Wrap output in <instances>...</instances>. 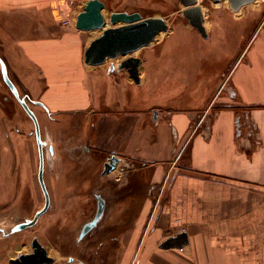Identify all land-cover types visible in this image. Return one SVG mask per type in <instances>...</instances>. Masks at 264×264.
Returning a JSON list of instances; mask_svg holds the SVG:
<instances>
[{
    "label": "crops",
    "instance_id": "obj_1",
    "mask_svg": "<svg viewBox=\"0 0 264 264\" xmlns=\"http://www.w3.org/2000/svg\"><path fill=\"white\" fill-rule=\"evenodd\" d=\"M87 1L0 0V14L18 20L12 44L22 55L15 57L6 43L3 50L36 98L58 116L75 120L82 114L96 128L88 138L93 146L106 152L105 159L121 158L110 173L126 191L105 199L109 220L118 226L116 264H264V17L219 87L225 94L213 117H207L210 107L197 117L154 102L148 120L140 114L128 124L108 107L129 102L119 85L164 91L172 72L150 85L146 63L140 83L121 71L116 87L97 90L92 74L112 73L85 62L87 46L100 34L76 28ZM178 61L185 67L184 58ZM138 161L141 166L131 167ZM131 168L148 175L142 188L126 187ZM184 231L189 243L162 246Z\"/></svg>",
    "mask_w": 264,
    "mask_h": 264
},
{
    "label": "rangeland",
    "instance_id": "obj_2",
    "mask_svg": "<svg viewBox=\"0 0 264 264\" xmlns=\"http://www.w3.org/2000/svg\"><path fill=\"white\" fill-rule=\"evenodd\" d=\"M199 3L205 11L210 36L207 39L184 16L180 0H107L104 13L108 21L112 12L127 11V8L141 12L144 17L166 18L170 26L166 34L163 32L160 39L134 55L142 58L143 73L147 63L150 85L161 80L163 74L172 72L171 85L166 82L164 91L151 92L148 84L139 88L137 84L123 82L119 86L123 87L124 100L127 98L129 102L125 101L116 110L115 105L108 106L110 115L131 124L141 114L142 121L150 118L147 107L154 102H164L168 110H191L197 117L209 107L207 117L210 118L219 110L221 103L218 100L225 94H219V87L242 55L245 40L256 31L264 17V0H256L237 12L231 9L228 0L219 4L213 0H199ZM16 23L18 20L14 17L0 14V55L19 85L21 96L30 98L29 104L38 115L43 139L55 147V154L45 147V180L51 196L50 208L34 226L19 230L18 224L32 219L44 206L45 196L38 177L40 159L35 124L9 89L0 63V264H12L11 259L32 253L34 238H38L55 258L51 264H116L119 259L115 238L118 226L109 220L111 206L108 202L103 218L94 229L87 235L83 234V229L97 216L99 195L109 201L118 194L117 191L122 193L121 190L126 191V188L119 189L120 183L112 173L102 175L106 152L99 151L88 139L96 128L85 123L82 114L75 121L68 116H58L47 106L44 109L35 104L33 100L39 99L25 81L11 71L3 43L14 50L15 57H21L12 44ZM93 32L95 35L101 33L100 30ZM7 57L12 58L9 50ZM125 57L110 58L102 65H87L92 70L107 69L112 73L92 74L97 90L104 91L107 85L116 87L121 76L118 72L129 74L126 69H119ZM180 58L185 59V67L179 66ZM25 64L23 60V66ZM132 93L139 100L138 107L131 103ZM217 95L216 104L212 106ZM130 164L131 167L132 164L142 165L139 161ZM128 175H134L129 185L126 184L128 189L142 188L148 180V175L136 168H131ZM73 257L75 261L71 262Z\"/></svg>",
    "mask_w": 264,
    "mask_h": 264
},
{
    "label": "water",
    "instance_id": "obj_3",
    "mask_svg": "<svg viewBox=\"0 0 264 264\" xmlns=\"http://www.w3.org/2000/svg\"><path fill=\"white\" fill-rule=\"evenodd\" d=\"M183 4V14L189 23L196 28L204 37H209V32L205 23V11L199 0H180ZM215 3L222 0H213ZM230 7L234 12L239 11L243 6L249 5L256 0H228ZM106 3L104 0H88L84 9L76 16V28L83 31L100 30L101 33L95 37L85 50V62L88 65L97 66L104 64L110 58H123L119 69H126L131 78L136 83L141 82V62L140 56L134 55L138 50L149 46L155 41L161 32L169 30L168 21L163 16L144 17L139 11H115L112 12L109 21L104 13ZM0 63L4 80L15 89V85L9 76L8 65L0 55ZM17 96L18 92L15 91ZM21 100V99H20ZM23 106L34 119L36 125V135L40 150V167L39 180L46 197L45 206L39 210L33 219H28L17 225V229H25L34 225L40 216L44 214L51 205V197L48 191L44 170L45 159L43 150V140L41 137V127L39 119L35 112L30 108L29 104L23 99ZM45 106L44 102L40 101ZM157 111L154 114L157 116ZM121 158L113 154L106 162L103 174H109L119 164ZM106 209L105 199L98 196V213L96 218L84 226L83 234L94 228L103 218ZM189 243V235L186 231L165 240L163 247L177 246L181 247ZM34 252L21 254L19 257L11 259L12 264H51L55 258L51 256L47 248L38 238L33 241Z\"/></svg>",
    "mask_w": 264,
    "mask_h": 264
},
{
    "label": "flooded vegetation",
    "instance_id": "obj_4",
    "mask_svg": "<svg viewBox=\"0 0 264 264\" xmlns=\"http://www.w3.org/2000/svg\"><path fill=\"white\" fill-rule=\"evenodd\" d=\"M9 76H10V78H11V80L13 81V83H14V85H15V89L14 88H12L8 83H7V85H8V87H9V89L11 90V92L15 95V97L17 98V100L19 101V103L22 105V107L24 108V110L28 113V111L25 109V107L23 106V104H22V102H21V100H25L28 104H29V100L28 99H30L29 97H25V96H21V90H20V88H19V85L16 83V81L13 79V77H11V75L9 74ZM15 91H17L18 92V95H19V97L17 96V94H16V92ZM21 99V100H20ZM34 101V103L36 104H38V105H40V106H42L44 109H46L45 108V106L44 105H42L41 103H40V100H33ZM29 106H30V104H29ZM31 108V107H30ZM32 109V108H31ZM29 114V113H28ZM36 114V113H35ZM30 115V114H29ZM37 115V114H36ZM30 117H31V115H30ZM37 117H38V115H37ZM32 118V117H31ZM39 119V118H38ZM32 120H33V122H34V119L32 118ZM40 123V122H39ZM34 124H35V122H34ZM40 127H41V124H40ZM35 136H36V141H37V145H38V150H39V144H38V140H37V135H36V125H35ZM41 137H42V140H43V143H44V146H43V150H44V159H45V162H46V157H47V154H46V152H45V147H49V150H50V152H52L53 154H55V147L53 146V145H48V143H47V141H45L44 139H43V136H42V130H41ZM86 148V151H88L89 149L87 148V147H85ZM99 151H101L100 149H99ZM113 155V154H112ZM39 159H40V150H39ZM109 159V157L107 158L106 157V159L103 161V170H102V175H107V174H103V171H104V168H105V162L107 161ZM39 167H40V164H39ZM39 175V174H38ZM39 177V176H38ZM44 177H45V170H44ZM39 182H40V180H39ZM45 182H46V180H45ZM41 185V184H40ZM47 185V184H46ZM41 188H42V186H41ZM42 190H43V188H42ZM49 191V190H48ZM43 193H44V191H43ZM44 196H45V193H44ZM102 196V195H101ZM51 197V196H50ZM103 197V196H102ZM104 198V197H103ZM45 203H46V197H45ZM44 206H45V204H44ZM43 206V207H44ZM42 207V208H43ZM41 208V209H42ZM50 208V207H49ZM48 208V209H49ZM41 209H39V210H41ZM38 210V211H39ZM37 211V212H38ZM48 211V210H47ZM46 211V212H47ZM36 212V213H37ZM45 212V213H46ZM36 213H35V215H36ZM44 213V214H45ZM44 214H42V215H44ZM35 215L33 216V218L35 217ZM41 215V216H42ZM40 216V217H41ZM32 218V219H33ZM40 219V218H39ZM39 219H38V221H39ZM37 221V222H38ZM36 222V223H37ZM35 223V224H36ZM34 224V225H35ZM34 225H32V226H34ZM94 228H92L91 230H89L85 235H87L90 231H92ZM35 239V238H34ZM34 239H33V241H34ZM32 245H33V242H32ZM33 248H34V246H33ZM101 248V247H100ZM34 252V251H33ZM103 259V261L105 260L104 259V257H102L101 258V260ZM75 261V258L73 257V258H71V262H74ZM84 263V262H83Z\"/></svg>",
    "mask_w": 264,
    "mask_h": 264
},
{
    "label": "bare ground",
    "instance_id": "obj_5",
    "mask_svg": "<svg viewBox=\"0 0 264 264\" xmlns=\"http://www.w3.org/2000/svg\"><path fill=\"white\" fill-rule=\"evenodd\" d=\"M220 2H218V4H219ZM99 31V30H98ZM162 35H163V32H161L158 36H157V38L156 39H160L161 37H162ZM143 75V74H142ZM55 252V251H54Z\"/></svg>",
    "mask_w": 264,
    "mask_h": 264
}]
</instances>
